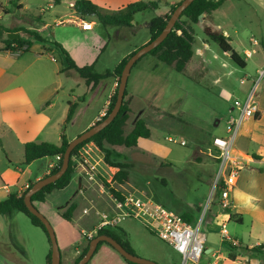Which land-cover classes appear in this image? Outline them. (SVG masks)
I'll return each instance as SVG.
<instances>
[{
	"label": "rangeland",
	"instance_id": "obj_1",
	"mask_svg": "<svg viewBox=\"0 0 264 264\" xmlns=\"http://www.w3.org/2000/svg\"><path fill=\"white\" fill-rule=\"evenodd\" d=\"M70 1L81 0H23L22 10L14 8L10 0H0V23L10 30L20 29L18 33L20 37L33 43L36 41L27 33V30L41 28L45 23L51 29L44 35L50 40H55L52 34L56 32L55 24L58 19L73 23L67 25L66 30L69 33L63 34L70 36L73 51L79 57H83V61H89L92 59L91 54L80 47L81 41L89 46L87 48L89 50L99 45L106 47L104 52L96 56L99 58L96 65L97 71L105 73L113 70L125 53L146 45L143 43L150 39V21L156 16L166 14L172 5L182 0H161V8L156 12L148 11L138 14L133 27L99 25L96 28L100 36L97 42L84 37L71 36L74 32L73 27L77 26L75 22L79 20V15L74 7L70 6ZM2 7L9 9L10 14H4ZM112 11L109 10V13ZM89 20L97 22L95 18ZM204 25L228 33L234 50L247 60L246 68L237 66L216 44L207 43L203 31ZM194 28L196 31L195 55L184 73L179 74L165 64H159L156 58L152 59L153 57L145 58L133 69L129 86L134 87L138 98L131 99V93L126 98L132 110L126 132L129 133L135 122L143 118L147 121L152 136L150 139L141 140L136 148L115 147L112 148V152L114 160L131 166L128 183L121 186L113 183L117 192L122 195L138 194L151 197L178 214H185L180 212V208H188L194 216L197 215L196 224H199L216 200L213 195V184L218 170L208 151L211 135L216 131H220L219 135H224L223 132L231 115V105L237 100H245L243 96L247 87L242 85V78L253 82L259 77V72L258 75L256 73L257 69L260 67L264 69V0H226L219 10L204 16L200 24L194 25ZM4 38H8L7 35ZM251 38L258 43H253ZM50 43L52 44L53 41ZM50 47L55 46L52 44ZM246 49L255 51L252 59L246 58L244 54ZM54 55L57 63L49 64L50 68L66 67L65 60L61 61L60 55ZM155 64H159L156 69H154ZM216 79H221L218 81L221 83H217ZM228 81L233 88L225 92L223 88ZM109 82L104 81L97 91L92 93L85 81L76 73H70L67 77L58 73L55 75L57 89L53 91L50 101L55 104L56 120L65 114L68 100L86 97L84 103H79L80 108L75 119L66 126L64 121L60 126L68 137L72 138L80 134L91 122L97 109L107 98ZM263 82L264 78L258 85V87L263 86L259 91L264 89ZM35 93L31 92V95ZM218 121L220 126H216ZM8 139L9 137H4V141L9 143V149L13 150L15 158L23 157L24 150L21 152L18 146L13 144L12 140L9 142ZM52 140L55 141V138ZM182 142H185L186 146H182ZM77 158L82 165L76 163L75 173L82 171L83 167L89 169L93 167L94 170L91 172L95 175L98 184L92 186L84 182L85 186L82 189L69 188L62 191L56 201L59 213L66 212L73 203H76L77 217L88 210L89 213L84 214L85 216H92L99 220L102 218V213L109 214L113 208L109 198V195L113 194L103 182H112L118 169L111 168L104 162V155L98 152L93 143L86 145ZM3 162L4 156L0 153L2 166ZM44 164V160L35 163L30 168L32 175L36 176ZM21 168L24 170L26 166L22 165ZM101 186L104 187V192H101ZM37 207L54 227L59 246L61 237L70 244L69 255L66 257H72L75 242L78 240L76 229L78 225L74 224L75 228L62 219L51 217L49 211L55 210L49 203ZM94 226H90L87 232ZM120 228L128 233L131 247L138 257L158 264H184L180 254L151 234L139 222L125 219ZM249 228L250 222L247 220L244 224L233 220L227 225L226 230L231 237L243 235V244L246 246L255 243L248 240L246 236ZM207 237L218 238L223 254L231 248L228 243L222 241L219 232L216 236L211 233ZM89 240H91L89 237H85L78 248L82 251ZM50 244L45 232L40 227L34 226L30 218L23 213L0 216V264H47V257L51 251ZM237 249L234 250L238 251ZM63 260L62 264H67L65 256Z\"/></svg>",
	"mask_w": 264,
	"mask_h": 264
},
{
	"label": "crops",
	"instance_id": "obj_2",
	"mask_svg": "<svg viewBox=\"0 0 264 264\" xmlns=\"http://www.w3.org/2000/svg\"><path fill=\"white\" fill-rule=\"evenodd\" d=\"M91 1L97 4L101 8V10H104V12L108 10L106 13H109V10H113V13L138 0ZM75 4V1H70L71 7H74ZM91 22L94 23L93 30L85 31L76 24L77 26L73 27L74 29H72L74 32H72L71 36L75 38L84 37L90 41L97 42L100 36L96 32V28L99 25H102L96 21ZM68 24L73 23H68L61 19L57 20L55 24L56 32L53 34L51 33L55 40H50L49 38H47V36L44 35L46 31H49V29H51V27L45 23L42 24L41 28L31 29L40 33L43 38L47 40V43H34L31 49L32 51L30 53L19 54L5 51V45L0 41V153H2L4 156V165L2 166L0 163V201L6 199L8 194L15 191H24L27 186L31 185V183H36L37 181L46 178L51 173L52 166H55L58 162L57 159L54 158L45 159V164L43 165L39 173L34 176L32 175L30 168H32V166L37 162L26 166V169L23 170L21 166L24 160V156L18 159L15 158L13 150L9 149V143H7V141H4V137H9L8 141L10 142L12 140L13 144L18 146L21 152L24 150L23 154H25V145L29 142H47L55 145H61L63 129L60 126L67 117L69 111L68 103L70 101H79L82 104L86 101V97H83V99L80 98L79 100H68L65 114L60 119H55V104L50 101V98L53 94V91L57 89V87L55 86V75L57 73L60 75H64L61 72L66 67L60 69L50 68L49 64L57 63V58L54 54L60 55L61 61H64V57L61 52L56 47H50L52 46L50 42L53 41L60 43L70 53L71 57L80 67L89 65L93 62L98 63L99 58L96 57L97 54H101V52H104L106 50V47L102 45H99L97 47L94 46L93 49L89 50L87 49L89 46L84 41H81L80 47L85 49L88 54H91L92 58L89 61H83V57H79L73 51L72 43L70 42V36L63 35L64 33H69L66 30L68 29ZM224 34L229 38L227 32H224ZM149 41L150 39L143 44H147ZM251 41H253V43H258L254 39H252ZM137 48L138 47L125 53L119 63L125 57L134 52ZM247 52L252 51L246 49L244 51L245 56ZM228 56L230 57V55ZM252 57H254L253 54L250 58L246 56V58L248 59H252ZM244 60L247 63V60ZM158 63L161 64V62ZM159 64H155L154 69H156ZM262 68L263 67L257 69V75L258 72L260 74L264 71V69ZM232 71H230V73H233ZM131 77L129 79V84ZM256 80H258V77L254 79L253 82L242 78V85L244 87H247V91L244 92L243 96V98L245 97V100L248 99L250 95L249 92H251L253 84ZM104 81H110L108 83V94L106 100L97 109V112L91 122L83 129L80 134L72 138L67 136L70 140H74L83 132L95 125V122H98L99 118H101L103 114L108 110L110 98L115 92L118 83L114 78H110ZM104 81H102L94 89L92 88V86H90L89 88L91 92H96ZM218 81H221V79H216L217 83H221ZM261 87H258L253 97L254 102L259 106L260 112L255 119L245 120L242 132L236 142V150L234 151V155L241 159L243 166L241 167L237 185L232 192V198L234 201L233 208L230 213L223 212L219 206L218 198H216L214 203L211 204L212 206H210V208L206 212L201 226L202 230L205 229L203 230V232L206 234V236H209V234L211 233L212 235L216 236L218 232L221 235V231H219L220 223L226 222L227 225H229V223L234 220L240 224H244L247 220L248 222H250V228L246 236L248 240H252L255 243L245 246L243 244V235H236L232 238L238 240L239 242H241L243 247H248L250 250L255 247L264 246V89L262 88L259 91ZM232 88L233 87L231 85V82L228 81V83H226V85L224 86L223 91L226 92L227 89ZM128 90L129 94L131 93L132 95L131 99L136 100L138 98V95L134 90V87H130L128 85ZM31 92L36 93L35 95H31ZM234 103L230 107L231 115L229 117V120L231 119V117H233L234 114L237 115V112L234 108ZM78 108H80V104ZM78 108L73 120L76 117ZM216 126H220V121H218V124ZM219 133L220 131H216L215 134L211 135L210 141L208 143V151L211 158L214 160V166L216 167V170H218V153L213 146V140L216 137L226 135V129L223 132L224 135H219ZM52 138H55V141H53ZM93 145L99 152V149L95 146V144ZM92 152L95 153L94 150H92ZM89 154L91 155V153ZM81 177V174L79 172H76L71 185L67 189H82L83 186H85V183L84 181L82 182ZM20 183L21 186L19 185ZM101 189V192H104V187H101ZM62 191L64 190L54 191L47 197L46 202H36L35 206H45L46 203H49V205H51V207L55 210H50L49 215L53 218L64 220L63 218H61V213H59L57 207L58 205L56 202L58 200V196H61ZM77 211L78 209H76L74 213V224L78 225L80 229H78V227L76 228L74 224H71L64 220L68 224L75 227L78 231V240L75 242L76 245L74 248L73 256L70 258L66 257L67 255H69L68 251L71 246L68 242L65 241V238L61 237V244L59 246L62 254V262L64 261L63 256H65V262L67 264H74V262L82 252L78 248V245L81 244L82 240H84L85 237L90 236L96 226H98V224L101 222L103 216L106 214L102 213V218L97 220L92 216H85L87 215L85 213V215L81 214L79 217H77ZM180 212L192 214L191 211L185 207L180 208ZM109 214H112V212H110ZM193 217L196 223L198 219L197 215H193ZM93 225H95L94 228L87 232V230H89V228H91ZM225 243L227 244V242ZM231 253L236 254L237 258L235 261H232L230 259ZM197 264H264V253H255L252 251H248L241 254L239 250L233 251L231 248H229L228 252L226 254H223V250L221 244L218 242V238L209 239V237H207L206 252Z\"/></svg>",
	"mask_w": 264,
	"mask_h": 264
},
{
	"label": "trees",
	"instance_id": "obj_3",
	"mask_svg": "<svg viewBox=\"0 0 264 264\" xmlns=\"http://www.w3.org/2000/svg\"><path fill=\"white\" fill-rule=\"evenodd\" d=\"M226 0H196L183 14V17L176 23L174 30L167 37V39L156 49L151 51L148 55L144 56L141 60L137 62L134 66L136 68L138 64L147 57L156 58L159 62L165 64L166 66L172 68L177 73L182 74L188 68L190 62L194 57V46L196 43V31L194 25L200 24L201 19L213 12L219 10ZM23 0H10L11 5L17 10H22ZM162 1H138L127 5L113 13H106L101 8L93 3L91 0H81L76 2L74 9L79 16L86 17V19L95 18L98 23L102 26H117V27H133V22L138 14L145 13L148 11L156 12L161 8ZM174 4L170 7V11L164 15H159L154 17L150 21V41L155 40L160 36V34L165 29L171 15L175 11L176 7L179 5ZM4 14H10V10L6 8H1ZM20 29L10 30L5 28L0 23V41L5 45V51H10L13 53L25 54L30 53L34 43L29 40H24L21 37L19 39L10 40L9 38H4L5 35L9 33H20ZM203 31L207 40V43L216 44L219 49L224 53L230 55V59L239 67L246 68V61L234 50L229 38L224 34V32L219 29H215L209 25L203 26ZM27 33L34 38L38 43H47V40L37 31L27 30ZM8 37V36H7ZM148 42V43H149ZM63 55L65 60L66 68L61 72L65 76H69L70 73H76L78 76L85 81L88 87L96 88L102 81L114 78L117 80L118 86L115 92L110 98V104L106 116H104L96 124L106 119L108 115L112 112L118 96L119 83L121 81L122 73L125 65L127 64L130 57L136 53L138 49L132 52L130 55L125 57L113 70H108L105 73H99L96 69L97 62L80 67L77 65L75 60L71 57L70 53L58 42L52 43ZM143 47V46H142ZM141 48V47H140ZM139 48V49H140ZM133 68V69H134ZM133 71V70H132ZM129 85V83H128ZM129 95V90L127 87L124 104L122 106L121 112L117 118L102 132L95 135L88 141L80 144L72 153L70 166L66 174L58 180L45 187L42 191L35 194L32 197V201L44 203L47 197L54 191H61L67 189L74 178L76 158L78 157L80 151L85 148L88 144H95L99 151L104 155V162L111 168L118 169V172L114 175L112 182L104 181L105 187L113 194V196L123 199L121 193L117 192L113 187V183L116 185H124L129 182L130 179V165L128 163H121L113 159L112 148L115 147H125L127 149L136 148L141 140L150 139L152 136L151 129L145 119H138L133 128L129 133L126 132V127L128 126L129 120L131 118V107L126 98ZM79 101L68 103L69 111L65 119L64 125L71 123L77 108L79 107ZM71 140L63 132L61 145H55L52 143H35L29 142L25 145V154L22 165L29 166L40 160L50 159L60 157L61 159L57 162L51 173L48 175H54L58 173L62 167L65 152L70 144ZM115 170V169H114ZM47 176V177H48ZM34 183H31L30 187L25 191H15L6 197L3 201H0V216H11L13 213H23L28 218H30L32 224L36 227H40L45 234L47 231L43 223L34 216L27 208L25 204V196L28 191L32 188ZM21 186V183L19 184ZM157 201V200H156ZM159 202V201H158ZM162 204V203H161ZM164 205V204H163ZM77 209V204L73 203L66 212L61 214V217L67 222L74 224V213ZM185 221L189 224H196L195 219L192 214L185 213L181 215ZM106 235L115 239L119 244H121L125 250L129 253L134 254L131 247V243L128 239L127 233L121 229L119 226L114 228H104L100 230L96 237ZM48 237V235H47ZM49 240V238H48ZM50 242V240H49ZM91 240L85 248L82 249L80 256L76 259L74 264H78L88 253L89 245ZM51 245V244H50ZM233 251L234 247L230 246ZM239 251L245 253L252 251L255 253H264V246L255 247L249 249L248 247H240ZM52 249L47 257V264H51ZM237 258L236 254L231 253L230 259L235 261ZM88 264H135L126 260L113 246L107 242H102L99 244L93 258Z\"/></svg>",
	"mask_w": 264,
	"mask_h": 264
},
{
	"label": "built area",
	"instance_id": "obj_4",
	"mask_svg": "<svg viewBox=\"0 0 264 264\" xmlns=\"http://www.w3.org/2000/svg\"><path fill=\"white\" fill-rule=\"evenodd\" d=\"M78 19L75 23L83 30L90 31L94 29L93 22L82 16H79ZM254 52H247L246 56L250 58ZM263 78L264 71L259 74L258 80L254 82L248 99L245 101L237 100L234 103L237 115L231 117L227 123L226 135L216 137L213 140V146L218 153V174L214 179L213 195L218 198L219 206L225 213H230L233 208L232 192L237 185L241 167L243 166L241 159L234 155L236 142L242 132L245 120L255 119L260 112L259 106L254 102L253 97ZM106 113L101 118L106 116ZM170 140L175 142L172 139ZM181 145L186 146V143L182 142ZM56 159L59 161L61 158L57 157ZM76 163L81 164L78 158L76 159ZM54 167L52 166L51 171ZM92 170H94L93 167L90 169L83 167V170L79 173L84 182L95 185L98 182L95 175L91 172ZM29 187L27 186L26 189ZM122 196L123 199H119L113 195H109L113 207L112 214H105L103 216L101 222L90 234L89 239L92 240V237L96 236L104 228H114L119 226L125 219H131L139 222L151 234L157 236L179 253L184 260V264L190 262L197 264L204 256L207 236L201 230L203 220L199 224L192 225L185 221L180 214L151 197L138 194ZM84 213L88 214L89 211L85 210ZM226 227V222L220 223L221 230L219 231H221L222 240L234 248L243 247L241 242L229 235Z\"/></svg>",
	"mask_w": 264,
	"mask_h": 264
},
{
	"label": "water",
	"instance_id": "obj_5",
	"mask_svg": "<svg viewBox=\"0 0 264 264\" xmlns=\"http://www.w3.org/2000/svg\"><path fill=\"white\" fill-rule=\"evenodd\" d=\"M196 0H182L180 4L176 7L175 11L171 15V18L169 19L165 29L160 34L158 38L155 40L147 43L140 49L136 51L135 54H133L130 59L128 60L127 64L124 67L121 81L119 83L118 88V96L116 104L112 110V112L108 115L106 119L101 121L99 124H95L85 132H83L80 136L72 140L65 152L64 160L62 167L60 171L54 175H50L46 178H43L36 183L33 184L32 188L28 191V193L25 196V204L28 208V210L36 216L45 226L48 238L51 243V249H52V258H51V264H62V254L59 247L57 235L55 232V229L53 228L51 222L37 209L35 204L32 201V197L42 191L45 187L56 183L58 180H60L68 171L70 166V161L72 157L73 151L82 143L88 141L95 135L102 132L104 129H106L119 115L121 112L122 106L124 104L125 100V94L128 87L129 79L132 74V70L134 66L137 64L139 60H141L144 56L148 55L151 51L159 47L171 34V32L174 30V27L176 23L183 17L184 12L195 2ZM8 38L10 40H17L20 38V35L18 33H9ZM102 242H107L111 246H113L126 260L129 262L135 263V264H158L156 262L140 258L137 255L129 253L125 248L119 244L115 239L102 235L95 237L91 240L89 245V251L86 254V256L78 263V264H88L91 259L93 258L98 246Z\"/></svg>",
	"mask_w": 264,
	"mask_h": 264
}]
</instances>
